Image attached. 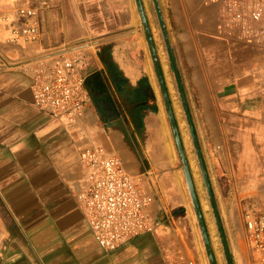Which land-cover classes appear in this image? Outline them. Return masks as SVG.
I'll return each mask as SVG.
<instances>
[{
    "label": "crops",
    "instance_id": "0c3cea01",
    "mask_svg": "<svg viewBox=\"0 0 264 264\" xmlns=\"http://www.w3.org/2000/svg\"><path fill=\"white\" fill-rule=\"evenodd\" d=\"M259 1L264 3L178 0L166 21L235 264H257L264 257L247 250L244 220L250 208L264 213V20L253 26L249 18ZM48 2L39 19V39L26 43L19 39L26 18L18 10L33 0H0V264H167L166 254L179 245L167 228L106 252L96 243L78 198L89 172L83 153L100 147L141 179L154 198V222L164 202L184 205L185 175L175 139L168 136L169 129L174 138L170 122L167 130L163 123L169 118L151 55L150 64L145 59L138 65L122 54L125 29L142 47L135 1ZM233 2L244 21L229 13ZM88 39L96 45L87 49V80L104 85L118 114L102 116L92 100L71 126L35 108L32 78L40 61L62 59ZM161 66L176 115L173 68L170 60L169 67ZM149 100L160 130L145 110ZM124 102L145 108L138 114L140 130L135 131V114L126 112Z\"/></svg>",
    "mask_w": 264,
    "mask_h": 264
},
{
    "label": "built area",
    "instance_id": "2783aa9c",
    "mask_svg": "<svg viewBox=\"0 0 264 264\" xmlns=\"http://www.w3.org/2000/svg\"><path fill=\"white\" fill-rule=\"evenodd\" d=\"M50 7L48 0H33L30 6L19 8L26 20L20 25V40L36 42L40 37L39 19ZM238 2L228 11L235 20H245L238 10ZM251 25L264 20V3L259 1L249 14ZM96 45L88 39L72 46L66 55L52 63L40 61L33 73L34 106L41 113L68 125L77 124L92 104L87 88L91 60L87 52ZM89 169L85 190L78 196L84 207L86 220L98 246L114 252L124 243L148 232H155L151 216L153 196L133 177L120 159L108 156L100 147H90L83 153ZM248 241L255 251L264 252V213L250 208L244 213ZM167 264H199L184 248L169 251Z\"/></svg>",
    "mask_w": 264,
    "mask_h": 264
},
{
    "label": "rangeland",
    "instance_id": "374dc122",
    "mask_svg": "<svg viewBox=\"0 0 264 264\" xmlns=\"http://www.w3.org/2000/svg\"><path fill=\"white\" fill-rule=\"evenodd\" d=\"M143 1H144L147 15L150 21L151 29H152V32L155 38V43H156V47L159 53L161 63H163L166 67H169L168 66L169 65L168 55H167L165 45L162 39L160 28L158 26L152 0H143ZM177 1L178 0H160L163 6V12H164L166 21L167 20L170 21L171 8L175 6V3ZM134 4L136 5L135 2ZM135 14L137 18V16H139L137 6H136ZM138 18H139L138 19L139 21H137L136 26L140 32V38L142 40V47H141V43H139L138 41L139 39H137V37H134L132 34H129L130 33L129 29H125L124 30V43L122 44V47H121L122 54L124 55L123 58L126 61L130 60L132 64H138V65H144L145 59H147L148 64H150V59L148 57L149 55L148 46L146 44L145 34L142 31V23L140 20V16ZM169 25H170V22H169ZM145 54H146V57H145ZM175 92L176 90L173 92V96H174V106L176 110L177 121H178L180 130H181V133H182L183 142H184L185 149L188 155V160H189V163L192 169V174L195 180L196 188L199 194L200 203H201L203 213L205 216V220L207 223V227L210 233L213 249L216 255V259H217V264H226L224 255L222 252V247L220 244L219 236H218V231L215 225L214 217L211 211V207L208 201L206 190L204 188V184H203L202 177L200 174L198 161H197L196 154L194 152L193 143H192V139H191V136L188 130L187 122H186L183 109L179 101V97ZM149 102L150 100L148 101V104L146 103L147 107L149 105V108H146V109L143 108L142 105H140L142 103L138 104L135 102H129V103L124 102L126 112L127 111L129 112V109H130V111L133 114H135V117H134L135 122H133L135 131L140 130L142 128V125L140 123L141 119L139 118L138 114L143 112L144 109L150 111L153 114V121L155 122L158 130L162 129V122L159 119L157 111L155 108H153V105L149 104ZM163 123L167 130V126L169 124L168 119L164 118ZM168 136L170 137V139L172 138V140L174 141V138L169 133V129H168ZM180 169L182 171L181 164H180ZM181 180H182V188L184 190V201H183L184 205L177 206L171 201L168 202V204L164 202L163 205H161L162 207L157 214V219L155 220V226L156 228L157 227L167 228L173 234V237L179 240L178 247L184 248L186 252L193 255V257L196 258L199 264H209L207 253H206L204 243H203V239H202L200 229L198 226L197 218L194 212V208H193L190 195L188 192V188L186 186L185 178L183 175H182ZM247 250H249L250 255L252 254L253 251L256 253H260L262 255L264 254V252L255 251L252 248L249 241H248ZM257 264H264V257L260 259Z\"/></svg>",
    "mask_w": 264,
    "mask_h": 264
},
{
    "label": "water",
    "instance_id": "95a60500",
    "mask_svg": "<svg viewBox=\"0 0 264 264\" xmlns=\"http://www.w3.org/2000/svg\"><path fill=\"white\" fill-rule=\"evenodd\" d=\"M135 3H136L138 13L140 16V20L142 23V31L145 34L149 53L151 55L153 65L155 68V72L158 78V82H159V85L162 91L164 103H165L167 113H168L169 122L171 125V129L173 132V136H174L177 150L179 153V157L181 160V165H182V169L185 175V180H186V184L188 187L190 199H191L194 212L197 218L198 226H199L200 233L203 239L208 261H209V264H217V259H216V255L213 249L210 233H209L207 223L205 220V216L203 213V209L200 203L197 188L195 185V180H194L191 166H190L188 156L185 150L180 128H179V125L176 119L170 93H169V90H168V87L165 81V77L163 74L158 50H157L156 43H155V38H154L152 29H151V25H150V21L147 15L145 4L143 0H135ZM152 4H153L154 12L157 18L158 26L160 28V32L162 35V39L165 45V49L169 57V60L171 62V66L173 68L174 78L176 81L181 105H182V108H183V111L186 117V122H187L188 130H189V133L192 139L194 152L197 157L200 174L203 180L204 188L206 190L208 201H209L211 211L214 217L215 225L218 231V236H219L220 244L222 247L224 259H225L226 264H235L231 250H230V246H229V243L226 237V233L224 231L218 204H217V201H216L213 189H212V184H211L208 171L206 168V164L203 158V154H202L199 139H198V136L195 130L194 122L192 120L191 112L188 106V102H187V98H186V94L184 90V85H183V82H182V79H181V76L178 70L177 62L175 60L173 45H172L171 38H170L168 29H167V24H166V19L164 16L163 8H162L160 0H152Z\"/></svg>",
    "mask_w": 264,
    "mask_h": 264
},
{
    "label": "trees",
    "instance_id": "16d2710c",
    "mask_svg": "<svg viewBox=\"0 0 264 264\" xmlns=\"http://www.w3.org/2000/svg\"><path fill=\"white\" fill-rule=\"evenodd\" d=\"M87 87L91 96V99L98 108L99 113L104 117H112L117 115V111L114 104L107 96L106 88L98 81L87 80Z\"/></svg>",
    "mask_w": 264,
    "mask_h": 264
}]
</instances>
